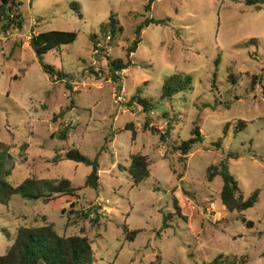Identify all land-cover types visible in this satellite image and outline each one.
Returning <instances> with one entry per match:
<instances>
[{
  "label": "rangeland",
  "instance_id": "1",
  "mask_svg": "<svg viewBox=\"0 0 264 264\" xmlns=\"http://www.w3.org/2000/svg\"><path fill=\"white\" fill-rule=\"evenodd\" d=\"M20 1L23 26L9 36L0 31V141L10 147L9 180L68 179L80 190L0 203V255L19 226L52 224L60 235L85 236L92 264H208L217 256L264 264V8L245 0H154L149 11L148 0ZM112 15L119 30L108 40L100 27ZM149 18L164 23L144 26L128 57L134 29ZM29 26L77 32L75 42L43 55L64 80L43 71L28 46ZM116 59L132 62L115 72L117 83L108 65ZM174 74L190 77V88L163 98ZM135 95L152 111L132 102ZM238 122L245 127L235 132ZM194 127L202 140L181 161L175 148ZM71 148L97 157V188L85 185L90 167L66 157ZM137 152L148 157L150 177L133 185L127 168ZM233 154L227 166L244 198L258 191L242 212L222 205L220 177L206 179L209 166ZM125 227L139 231L133 241Z\"/></svg>",
  "mask_w": 264,
  "mask_h": 264
},
{
  "label": "trees",
  "instance_id": "2",
  "mask_svg": "<svg viewBox=\"0 0 264 264\" xmlns=\"http://www.w3.org/2000/svg\"><path fill=\"white\" fill-rule=\"evenodd\" d=\"M154 0H148L145 5V10L149 11ZM245 3L250 6H255L259 9L264 8V0H245ZM22 2L20 0H0V31H6L11 28H21L23 26V19L20 13ZM149 23H164V21L154 20L152 18L146 19L138 24L134 29V39L126 50L129 57L130 54L137 50L141 41L140 35L144 26ZM101 31H109L114 36L117 33L118 21L112 15L107 25H101ZM77 32L64 30H49L42 31L33 36L29 42L30 47L34 51L42 69L55 79L64 80L66 73L64 70H55L43 62V55L52 50H59L63 45L71 44L77 39ZM96 38L95 35L91 36ZM131 60L123 62L121 59L109 61V68L112 72V79L117 83V76L115 72L122 69H127L131 66ZM66 87L71 88L68 82ZM190 77L179 74H174L167 77L162 85V97H172L179 91L190 88ZM117 87L120 89V85ZM132 102L138 104L144 112H151L152 104L146 99L138 95L132 97ZM170 121L167 122V130L172 129ZM245 124L237 123L238 130L244 129ZM130 129V128H124ZM132 130V129H130ZM67 129H62L58 133V137L63 140L66 138ZM192 136L175 148L180 151L181 161L186 160L187 154L191 151L196 142H201L202 137L199 129L194 127L191 130ZM137 133L132 130V140H135ZM163 137V136H162ZM222 143V137L216 142L217 146ZM66 157L69 160L82 163L90 167V173L85 179V185L91 188L98 187V159L97 157L91 159L82 154L77 148H71L66 152ZM236 155H228L225 159L219 161L218 164L211 165L206 170V179L211 182L214 178L220 177L222 179V187L219 191V198L222 205L230 212H242L251 208L258 201V191L254 190L247 198L242 195L238 183L229 172L227 160L235 158ZM12 156L8 144L0 141V203L8 205L14 195H20L27 199H41L51 200L58 195H69L76 197L79 187L72 186L68 179L48 180L37 178H26L22 183L13 185L9 180L11 174V167L8 166ZM150 161L148 157L140 152L132 153L130 155V164L127 168L130 174L133 185H137L143 180L150 177ZM175 203V202H174ZM72 205V203H71ZM177 206V205H176ZM96 212V210H95ZM251 227V221L247 222ZM126 230V239L133 241L138 234V230ZM94 261V254L90 241L81 235H60L52 224H44L40 226H19L16 232L15 240L7 249L6 253L0 255V264H92ZM208 264H233L230 261L217 256Z\"/></svg>",
  "mask_w": 264,
  "mask_h": 264
},
{
  "label": "built area",
  "instance_id": "3",
  "mask_svg": "<svg viewBox=\"0 0 264 264\" xmlns=\"http://www.w3.org/2000/svg\"><path fill=\"white\" fill-rule=\"evenodd\" d=\"M32 24H35V22L32 23ZM29 27H31V28H30V30H28L26 38H27V39L29 40V42H30L31 38H32L33 36H35L37 33L35 32L34 29H32V26H29ZM18 29H19L18 27L8 29V30L4 31V35H5V36H9V35H10V30L13 31V30H18ZM107 39L109 40V39H110V36H107ZM105 202H107V200H106ZM208 211H209V213H211V212H210L211 210H208ZM212 211H213V210H212Z\"/></svg>",
  "mask_w": 264,
  "mask_h": 264
},
{
  "label": "crops",
  "instance_id": "4",
  "mask_svg": "<svg viewBox=\"0 0 264 264\" xmlns=\"http://www.w3.org/2000/svg\"><path fill=\"white\" fill-rule=\"evenodd\" d=\"M28 46H30L29 43H28Z\"/></svg>",
  "mask_w": 264,
  "mask_h": 264
}]
</instances>
